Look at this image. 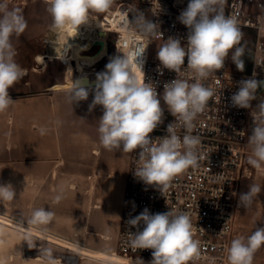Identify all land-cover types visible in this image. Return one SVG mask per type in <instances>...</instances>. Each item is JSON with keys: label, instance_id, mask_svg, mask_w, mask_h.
<instances>
[{"label": "clouds", "instance_id": "1", "mask_svg": "<svg viewBox=\"0 0 264 264\" xmlns=\"http://www.w3.org/2000/svg\"><path fill=\"white\" fill-rule=\"evenodd\" d=\"M45 2L52 17L53 30L60 31L66 26L77 29L88 23L90 13L107 12L115 0ZM223 4L224 0H189L178 17L188 29L186 42L182 44L181 39L169 37L158 47L156 57L160 62L157 69L160 74H163V69L180 73L187 58L186 67L190 70L192 82L189 79H172L164 83L163 93L159 94L153 83L138 78L132 71V62L123 52L122 57H113L106 64V70L97 74L89 112L96 106L102 107L103 114L98 119L97 129L100 144L106 150H122L124 153L139 149L134 175L159 191L168 189L175 177L198 164L201 139L192 133L198 116L215 94L202 81L222 69L229 57L239 71H244L243 33L237 19L224 14ZM124 27L130 37H163L159 25L146 20L143 14H138L134 23L126 18ZM26 28L22 9L10 7L9 0H0V112L14 102L9 89L25 74L16 62L17 52L12 37H18ZM134 51L133 62L144 74L137 58L145 49L136 48ZM255 63L264 66V61L257 60ZM255 75L254 72L252 78L239 82L231 102L235 107L251 109L252 130L247 138L251 155L246 162L259 171L264 169V99L255 108H252L251 102L257 99V90L264 87V81H258ZM88 96L89 90L83 88L79 81L73 82L68 97L70 103L87 101ZM161 100L174 120L167 124L165 135L152 138L150 134L164 122ZM181 129L184 130L182 137L179 135ZM45 131L41 128V135ZM60 192L55 196L56 202L63 198V189ZM261 192L260 185L249 184L248 191L239 195V206L248 209ZM15 197L16 192L10 184H0V202H10ZM53 216L49 209L39 207L32 211L28 223L44 225ZM127 223L138 229L135 234L129 233L131 246L152 250L150 264H189L200 258V245L193 238V225L190 214L186 212L169 209L152 214L146 208ZM140 225H143L142 231L139 230ZM261 246H264V226L256 227L247 237L231 241L227 250L229 264H253L254 255ZM46 259L48 264H55L50 250H46ZM138 264H144V261L138 258Z\"/></svg>", "mask_w": 264, "mask_h": 264}, {"label": "built area", "instance_id": "2", "mask_svg": "<svg viewBox=\"0 0 264 264\" xmlns=\"http://www.w3.org/2000/svg\"><path fill=\"white\" fill-rule=\"evenodd\" d=\"M188 3L189 0H121L111 11L103 14L90 13L89 22L77 29L71 26L60 31L52 29L50 36L44 38L46 50L38 51L35 59L39 65L46 60L59 59L71 66L69 73L72 76L85 75L93 79L106 70V64L113 57L126 54L132 62V71L139 74V79L153 83L157 92L162 94L164 83L172 79H189L192 82L190 70L186 67L187 58L180 73L163 69L161 75L157 70L160 62L156 57L158 47L169 37L181 39L182 44L186 42L188 29L179 22L178 17ZM223 11L226 16L237 19L243 33L241 45L246 48L248 43L250 47L247 51L253 52L251 67L243 72L232 70L229 68V57L222 69L202 81L215 94L209 99L204 112L198 116L192 133L201 139L198 164L175 177L168 189L159 191L155 186L147 185L136 177L134 170L139 149L131 153L116 251L106 252L108 257L102 258L97 250L84 244L49 232L33 230L26 223L5 215L0 214V221L19 229H29L42 239L61 246L80 258L90 257L108 264H138L140 258L144 264H150L152 250L134 249L131 246L129 233L135 234L138 229L129 226L127 221L146 208L152 214L163 213L169 209L177 210L190 214L193 238L200 245V258L189 264H229L227 250L234 229L236 210L241 207V180L250 175L246 162L250 153L247 138L252 130L251 109L233 106L231 96L238 91L239 82L252 78L254 72L255 79H264V66H257L255 63L257 60L264 61V0H224ZM138 14H143L146 20L158 24L163 37H130L124 21L128 18L134 23ZM103 41L107 52L100 59L90 64L81 58L77 60V52L94 54L102 48ZM56 47L58 52L49 55L51 48ZM136 48L145 49L137 58L144 74L133 62ZM39 54L43 55V61L39 60ZM78 61L83 67L81 70L77 66ZM256 95L257 99L251 102L252 108L264 99V91L258 89ZM161 107L164 109V122L150 134L152 138L165 135L167 124L174 120L163 100ZM179 135H184L183 129L179 130ZM139 230H143V225L139 226Z\"/></svg>", "mask_w": 264, "mask_h": 264}, {"label": "crops", "instance_id": "3", "mask_svg": "<svg viewBox=\"0 0 264 264\" xmlns=\"http://www.w3.org/2000/svg\"><path fill=\"white\" fill-rule=\"evenodd\" d=\"M39 12L41 23L12 41L15 49L51 25L45 10ZM41 55L38 58L43 61ZM18 64L25 74L9 89L14 102L0 112V184H10L16 197L0 202V214L33 230L84 244L107 258L106 252L118 248L131 153L109 151L100 144L97 129L102 107L89 112L95 84L84 85L80 78L68 82L63 73L33 63ZM77 81L89 90V96L72 104L69 91ZM41 128L46 130L43 135ZM61 189L63 198L56 202ZM39 207L52 211V220L44 225L28 223ZM36 236L29 229L0 221V264H48L50 248L39 246L41 237ZM51 255L55 264H108L68 251Z\"/></svg>", "mask_w": 264, "mask_h": 264}, {"label": "rangeland", "instance_id": "4", "mask_svg": "<svg viewBox=\"0 0 264 264\" xmlns=\"http://www.w3.org/2000/svg\"><path fill=\"white\" fill-rule=\"evenodd\" d=\"M121 0H115L113 5L108 11H111L113 8L116 7V5L120 2ZM45 2V0H9V5L10 7H19L22 9V14L27 21V28L25 31L17 36L12 37V41H16L20 39L21 37L24 36V34L31 30L34 29L35 26H38L37 24L41 23V16L39 11L45 10V15L46 19H48L51 22V25L47 27V29H52V17L47 11L48 5ZM105 13V12H104ZM98 14H103V13H98ZM45 29L38 37L34 38L33 40L27 42V43H22L18 47H16V52L17 55L15 57L16 61L21 64H30L33 63L35 67H41L45 68L47 70H52L53 72L56 73H63L64 76H67L68 82H72L74 76H72L69 73V69H71V66L62 63L59 59H53L51 61H45L42 65L38 66V63L35 59V55L37 49H41L39 51H45L46 46L44 42V38L49 37L50 33L49 30ZM110 37H113V35H110ZM245 55L243 57L244 63H245V68L244 71H247L250 69L251 64H252V56L253 52L252 50L247 49L250 47V45L247 43L245 46ZM109 52L111 54L112 52V43L111 41L109 42ZM40 55V54H39ZM43 56V55H41ZM39 57V56H38ZM33 61V62H31ZM229 68L234 70L237 69L235 64L229 60ZM42 70V69H41ZM76 77V76H75ZM250 153L248 155H251V147L249 145L248 147ZM250 169V175L249 177L242 178L241 180V186L240 190L243 185L242 193H245L248 191V186L251 183L258 184L262 187V192L259 194L258 198L254 200L252 203L251 207L248 209L245 208H240L236 210V224L234 225V230L230 238V243L234 238L237 237H247L251 235V233L256 229V227L264 226V169L262 170H256L253 167L249 165ZM240 214V215H239ZM39 238L38 236H36ZM40 240V245L39 246H44L47 245L51 252L53 253H58L62 252L65 253L67 252L63 247L58 246L56 244L50 243L46 241L45 239L39 238ZM253 264H264V246H261L255 253L254 255V260Z\"/></svg>", "mask_w": 264, "mask_h": 264}, {"label": "bare ground", "instance_id": "5", "mask_svg": "<svg viewBox=\"0 0 264 264\" xmlns=\"http://www.w3.org/2000/svg\"><path fill=\"white\" fill-rule=\"evenodd\" d=\"M57 52H58L57 47L56 48H51V50L49 51V55H52V54L57 53ZM106 52H107V46H106L105 42L103 41L102 48H100L94 54L81 53L79 51V52L76 53V57H77V60L81 58L86 63L90 64V63L100 59L104 54H106ZM77 65H81L79 61L77 62ZM136 75L139 78V74L136 73ZM77 78L83 79L84 80V85H89V84L96 83V78L92 79V78H89L88 76H85V75H79V76L74 77L73 79L75 80Z\"/></svg>", "mask_w": 264, "mask_h": 264}, {"label": "water", "instance_id": "6", "mask_svg": "<svg viewBox=\"0 0 264 264\" xmlns=\"http://www.w3.org/2000/svg\"><path fill=\"white\" fill-rule=\"evenodd\" d=\"M261 81H264V79L261 80ZM258 89H259V91H264V87H261V88H258Z\"/></svg>", "mask_w": 264, "mask_h": 264}, {"label": "trees", "instance_id": "7", "mask_svg": "<svg viewBox=\"0 0 264 264\" xmlns=\"http://www.w3.org/2000/svg\"><path fill=\"white\" fill-rule=\"evenodd\" d=\"M93 13H95V12H93ZM93 13H91V14H93Z\"/></svg>", "mask_w": 264, "mask_h": 264}]
</instances>
